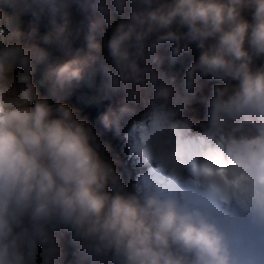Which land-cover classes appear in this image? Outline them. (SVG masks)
Masks as SVG:
<instances>
[{"label": "clouds", "instance_id": "obj_1", "mask_svg": "<svg viewBox=\"0 0 264 264\" xmlns=\"http://www.w3.org/2000/svg\"><path fill=\"white\" fill-rule=\"evenodd\" d=\"M79 3L86 46L53 62L18 20L47 8L41 39L64 44L58 0H0V264H63L65 235L100 264H264V0ZM165 46L169 64L196 53L179 85ZM98 73L119 100L97 121L144 169L131 188L65 102ZM201 80L215 83L194 121Z\"/></svg>", "mask_w": 264, "mask_h": 264}, {"label": "trees", "instance_id": "obj_2", "mask_svg": "<svg viewBox=\"0 0 264 264\" xmlns=\"http://www.w3.org/2000/svg\"><path fill=\"white\" fill-rule=\"evenodd\" d=\"M71 3H66V6L70 7ZM23 4L17 5V9L23 8ZM63 7L60 5V8ZM59 11L55 14V19L58 20L61 17H64L63 12ZM64 8V7H63ZM5 10L9 13L14 12V9L11 7L5 6ZM33 10L37 11L38 15H33ZM19 19L23 23L21 29L27 33L30 29L35 25L37 28V35L34 38V42L44 47L49 52L50 61H61L57 56V52L59 51V47L61 46L58 42H53L50 44H45L41 37H43L46 33L51 30L52 27V19L53 14L47 9L44 8L43 11L40 10L38 5L33 4L32 8L28 11H21L19 14ZM57 56V57H56ZM194 57L188 56L187 62H185L186 66L191 62ZM43 65H41L37 72L34 75V80L37 82L40 94H47V90L45 86H39V80L41 78V74L43 71ZM95 83L100 84L102 80L99 77H94L93 79ZM93 82V81H92ZM91 83H83L79 87L75 88L72 94L66 98L65 102L73 106L78 110V114L81 117H86L96 129L100 124L97 121V117L100 113L105 111V106L102 101V93L95 89ZM196 100V97H193ZM63 251H68L71 257L73 255V260L70 261L65 253L63 256V264H100V262H94L90 257L78 255L75 246L71 243L70 237L65 235L62 239Z\"/></svg>", "mask_w": 264, "mask_h": 264}, {"label": "rangeland", "instance_id": "obj_3", "mask_svg": "<svg viewBox=\"0 0 264 264\" xmlns=\"http://www.w3.org/2000/svg\"><path fill=\"white\" fill-rule=\"evenodd\" d=\"M58 2L60 5L64 7V8L63 7L60 8V11L63 12L64 17L59 18L57 22H63V19L65 18V14H66V18L68 21L66 42L64 44H60L61 46L59 47V51L57 52V56L59 57V59L64 60L68 58V55L70 53H74L76 49L84 48L86 46V41L84 37L87 31V18H86V13L84 12V10L81 7V4L79 3V0H58ZM68 2L71 3L70 9L69 7L66 6V3ZM18 24L20 28L21 26H23V23L21 21ZM72 40L74 41L72 42ZM177 63L179 62H176L175 64H169L168 60L165 59L162 68L169 75H175L177 78V84L179 85L183 77L182 71H185L186 65L183 64L181 66L183 69L180 70V65H178ZM97 76L101 77L99 73L97 74ZM208 82H211L212 84L215 83L213 81L201 80L199 82L200 87L195 95V97L197 98L196 101L201 106L205 105V101H206L205 96L206 95L209 96V93L211 90L210 88H208L209 93H206L205 96H202L200 92V88L206 85ZM91 85L94 86L95 88V85L93 82H91ZM41 95H44V94L41 93ZM110 100H111V97L107 98V101L110 102ZM105 132H109V131H105L104 129L99 130V133L102 135H105L106 134Z\"/></svg>", "mask_w": 264, "mask_h": 264}, {"label": "water", "instance_id": "obj_4", "mask_svg": "<svg viewBox=\"0 0 264 264\" xmlns=\"http://www.w3.org/2000/svg\"><path fill=\"white\" fill-rule=\"evenodd\" d=\"M73 41H74V40H72V42H73ZM64 46H66V45H64ZM160 53H161L162 56L165 57V59H167V56H168V50H167V47H166V46H165V47H162V48L160 49ZM195 55H196L195 51L183 55V56L177 61V62H179V63H177V64L180 65V70L183 69L181 66H182L183 64H185V62L188 60V56L195 57ZM182 74H183V71H182ZM213 82H215V81H213ZM64 253H65V255H66L68 258H70V261L73 260V258H72L73 255H72V257H71L70 255H68V254H69L68 251H65V250H64Z\"/></svg>", "mask_w": 264, "mask_h": 264}, {"label": "bare ground", "instance_id": "obj_5", "mask_svg": "<svg viewBox=\"0 0 264 264\" xmlns=\"http://www.w3.org/2000/svg\"><path fill=\"white\" fill-rule=\"evenodd\" d=\"M94 90H95V89H94ZM123 139H124V138H123ZM124 140H125V139H124ZM114 144H115V143H114L112 140H110L109 143H108V145H110V147H112ZM124 157H126V158H128V159H131V160H134V158H130V157H129V155H128V149H127V151L125 152ZM141 170L144 171V169H141ZM135 171H136V170H134V171L132 172L133 175L135 174Z\"/></svg>", "mask_w": 264, "mask_h": 264}]
</instances>
